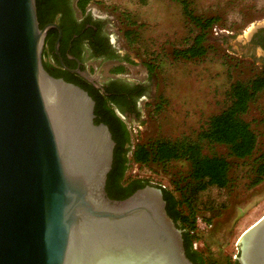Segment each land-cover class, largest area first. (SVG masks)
I'll use <instances>...</instances> for the list:
<instances>
[{
  "label": "water",
  "instance_id": "95a60500",
  "mask_svg": "<svg viewBox=\"0 0 264 264\" xmlns=\"http://www.w3.org/2000/svg\"><path fill=\"white\" fill-rule=\"evenodd\" d=\"M37 0H0V264H195L163 188L108 195L116 141L95 100L44 66ZM264 264V214L238 240Z\"/></svg>",
  "mask_w": 264,
  "mask_h": 264
},
{
  "label": "rangeland",
  "instance_id": "374dc122",
  "mask_svg": "<svg viewBox=\"0 0 264 264\" xmlns=\"http://www.w3.org/2000/svg\"><path fill=\"white\" fill-rule=\"evenodd\" d=\"M186 1L197 15L219 17L208 29L207 53L193 59L174 55L175 49L189 46L199 32L184 13L181 0H96L88 4L89 11L106 20L122 57L96 61L94 67L101 78L117 75L148 86L140 102V117L126 119L134 142L160 136L195 137L212 115L228 105L231 84L252 79L264 65V52L260 47L254 51L251 45L253 33L264 28V0ZM128 30L135 33L133 40L125 35ZM119 64L124 68L116 74L113 69ZM244 118L258 136L255 153L241 159L230 155L225 145L206 143L205 153L222 155L229 162V181L223 188L209 186L197 193L191 206L196 219L203 217L212 225L202 233L200 249L218 264L235 259L240 236L264 214V180L253 184L255 158L264 152V90L251 101ZM189 171L183 159L166 166L131 160L126 175L173 189V179L181 185L191 181ZM183 208L189 210L186 205Z\"/></svg>",
  "mask_w": 264,
  "mask_h": 264
},
{
  "label": "trees",
  "instance_id": "16d2710c",
  "mask_svg": "<svg viewBox=\"0 0 264 264\" xmlns=\"http://www.w3.org/2000/svg\"><path fill=\"white\" fill-rule=\"evenodd\" d=\"M92 1L96 0H78L77 5L85 12L88 4ZM181 1L184 13L199 27V32L189 46L175 49L174 55L184 59L203 56L208 50L204 45L208 29L215 24L219 17L197 15L190 8L188 1ZM37 8L40 26L42 27L46 21L44 18V0H37ZM132 34L135 35L131 30L125 32V35L133 40ZM111 56L122 59L119 53ZM126 60L130 59L127 57ZM123 68L124 65L119 64L113 69V72H122ZM139 90L143 92L147 90V87L140 86ZM263 90L264 65L252 79L248 81L236 80L231 84L227 93L228 105L219 113L212 115L207 121V125L195 137L191 135H183L177 138L160 136L135 143L129 125L125 119L118 115L114 107V98L106 97L103 94L94 96L96 99L95 122L107 124L116 141L113 165L108 174L106 185L108 195L114 199H124L137 189L151 183L145 178L126 175L131 160L143 165L157 163L164 166L178 159L187 161L190 166L188 176L191 181L186 180L181 185L179 180L173 179V189L167 186H159L163 188L168 213L184 229V243L188 257L195 264H218L216 260L207 256L205 250L193 247V242L200 239L201 236L191 232L196 227V213L191 207L196 194L209 186L223 188L229 181V162L222 155L205 153V145L206 143L225 145L230 155L241 159L252 156L257 148L258 136L251 123L244 118V114L249 110L251 101ZM140 115L138 112V118ZM255 161L257 165L253 184H259L264 180V152L255 158ZM178 192L179 196L176 194ZM184 205L189 208L188 211L183 208ZM227 264L240 263L235 257Z\"/></svg>",
  "mask_w": 264,
  "mask_h": 264
},
{
  "label": "flooded vegetation",
  "instance_id": "af4514ba",
  "mask_svg": "<svg viewBox=\"0 0 264 264\" xmlns=\"http://www.w3.org/2000/svg\"><path fill=\"white\" fill-rule=\"evenodd\" d=\"M78 0H44L45 23L51 26L45 38L43 61L54 76L75 83L94 96L113 97L114 107L123 119H138L141 100L147 94L145 82L127 81L117 75L103 80L94 67L96 61L120 60L111 56L118 53L116 40L109 32L106 20L78 7ZM254 51L264 52V28L257 29L251 38ZM264 63V56L261 58ZM118 72L116 74H119ZM147 87L140 92L139 87ZM105 111V109H104Z\"/></svg>",
  "mask_w": 264,
  "mask_h": 264
},
{
  "label": "built area",
  "instance_id": "2783aa9c",
  "mask_svg": "<svg viewBox=\"0 0 264 264\" xmlns=\"http://www.w3.org/2000/svg\"><path fill=\"white\" fill-rule=\"evenodd\" d=\"M134 142V141H133ZM135 143V142H134ZM163 187H166V185H162ZM211 223H209L207 220H205L203 217H197L196 219V227L195 229H193L191 232L193 234H197L199 236H202V233L208 229L211 228ZM201 241L200 239H196L194 242H193V247L195 249H200V246H201ZM237 255V254H236ZM235 255V257H236Z\"/></svg>",
  "mask_w": 264,
  "mask_h": 264
}]
</instances>
